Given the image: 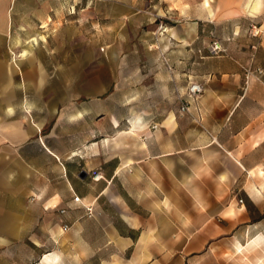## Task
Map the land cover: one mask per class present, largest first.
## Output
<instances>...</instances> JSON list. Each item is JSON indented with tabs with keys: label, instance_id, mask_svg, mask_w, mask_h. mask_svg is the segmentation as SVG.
I'll use <instances>...</instances> for the list:
<instances>
[{
	"label": "rangeland",
	"instance_id": "374dc122",
	"mask_svg": "<svg viewBox=\"0 0 264 264\" xmlns=\"http://www.w3.org/2000/svg\"><path fill=\"white\" fill-rule=\"evenodd\" d=\"M93 3L94 0H81L76 20L61 19L45 28H39L41 22H38L31 34L36 41L28 38L29 32L18 34L25 39L18 40L19 48L52 50L54 87L62 79L71 81L78 77L79 82L70 89V96L83 100L89 107L93 101H100L103 110L110 109L105 102L112 92L117 62L106 46L113 43L115 33L124 38L116 41L119 53H124L125 61L120 64L133 67L131 90L135 101L130 108L125 105L113 108L116 115L128 118L127 132L131 135L104 137L110 127L109 121L103 118L100 137L92 134V129L97 127L93 119L69 130L64 122L52 120L43 130L51 136L55 149L74 148L81 156L77 169L78 172L84 170L86 175L84 179L76 178L78 190L108 194L100 201L99 218L105 223L104 229L94 240L83 264H252L253 248L245 251L243 248L237 253L225 247L223 252L214 255L218 238H214L210 248L211 243L200 241L198 235L212 222L219 221L221 214H234L229 210L236 211L242 204L244 218L229 216L231 222L244 219L231 224L245 230L242 242L247 244V237L251 235L248 226L254 221L261 222L264 230V142L243 153L245 162L256 167L239 171L238 177L230 169L226 152L220 149L195 151L190 147L187 133L181 137V152L166 164L164 184L132 183L146 177L156 180V170L148 176L146 169L140 168L129 177L120 174L121 184H109L103 179L93 181L91 177L93 173L100 175L99 172L105 177L112 174L114 164L110 163H114V156L120 160L125 155L133 160L143 159L147 154L141 146L147 141V132L159 127L157 121L166 110L177 112L178 128L182 131L196 127L206 133V125L218 117L208 111L203 117L199 116L201 122L194 123L189 100L188 108L180 110L186 93L185 82L181 81L180 89L173 86L175 99L164 100L158 95L156 82L160 80L162 68L173 69L168 53L174 55L178 71L201 82L204 90L208 82L215 80L227 82L226 91L246 93L241 112L221 118L226 120V126L230 122L240 126L256 120V97L264 98V0H135L132 14L127 16L129 20L122 26L108 25L109 19L105 20L103 15L107 11L105 6L97 4L93 8ZM255 3L258 7L253 9ZM93 11L101 12L100 18H94ZM41 35H45V40ZM58 66H68L69 70L56 71ZM231 82L236 89H229ZM120 86L125 87L123 82ZM133 113L153 122L137 124L130 119ZM119 123V129L125 127V119ZM228 130L223 126L219 133L228 135ZM255 130L256 127H252L251 133ZM67 136L72 139L69 144L64 142ZM94 138L102 146L100 161L92 156ZM124 144L130 148L127 152L119 149ZM90 197L87 196V200H92ZM49 205L47 202L46 206ZM133 214L139 217L135 229L123 221ZM190 243L193 244L191 249L188 248ZM48 248L44 243L42 249ZM38 261L37 256L23 259L0 255V264H37ZM256 264H264V242L256 244Z\"/></svg>",
	"mask_w": 264,
	"mask_h": 264
},
{
	"label": "crops",
	"instance_id": "0c3cea01",
	"mask_svg": "<svg viewBox=\"0 0 264 264\" xmlns=\"http://www.w3.org/2000/svg\"><path fill=\"white\" fill-rule=\"evenodd\" d=\"M81 0H0V252L3 257H17L33 259L39 257L37 264H43L44 256L50 259L49 264H83L89 249L94 245L104 224L99 218L100 201L105 192L90 193L78 190L75 186L76 178L84 179L86 172H78V161L81 156L75 153L74 148H65L62 151L55 149L51 144V136L44 133L48 122L52 120L64 122L67 130L79 127L84 121L93 119L97 121V127L92 129V134L102 135L100 130L101 120L109 121L108 133L104 135L109 139L121 136V133L129 134L130 123L128 118H122L115 114L114 107L129 106L135 101V93L131 90L133 71L131 66L120 62L123 52L119 53L116 41H122L115 33L112 36L113 43L107 45L109 55L116 60V77L113 80L112 92L105 103L110 109H102V102L93 101L89 107L83 100L72 98L70 89L75 88L79 78L71 81L62 79L54 87L51 74L53 72L51 49L47 48H19L18 34L29 32V39L36 41L31 35L35 31L38 22L39 28L53 25L61 19L76 20L79 10L78 3ZM105 6L103 13L108 25L122 26L127 23V16L132 14L135 0H94L95 5ZM258 6L256 3L253 9ZM101 12L93 16L100 18ZM100 24V23H99ZM116 26V28H117ZM45 40V35H41ZM122 37V36H121ZM22 40L24 38H21ZM25 40V39H24ZM101 50L103 48L101 47ZM167 56L173 69L167 71L162 68L160 80H157L158 95L165 99H175L173 86L180 87L185 82V88L189 82L198 81L191 78L190 74L178 71L174 55ZM56 71H67L68 66H58ZM75 72H78L76 68ZM232 72H236L233 71ZM83 78V74H82ZM81 78V79H82ZM80 79V80H81ZM123 82L125 87L120 86ZM229 89H236L234 82ZM130 85V86H129ZM227 82L211 80L204 92L196 99H190V111L194 117V123L201 122L199 116L208 111L214 112L218 117L206 125V133L195 128L180 130L179 116L174 110H166L158 119L159 127L153 132H147V141L143 142L141 149L146 156L141 160H133L125 155L120 160L114 156V171L109 176H103L100 172L93 173V181L103 179L109 184H121L120 174L129 177L138 173V168L146 169V174H154L156 180L146 177L145 180H136L132 183H165V168L170 159H174L182 150L181 137L187 133L191 149L214 151L220 149L229 156L227 160L230 169L238 177L239 171L255 168L245 162L243 153L246 149H256L264 142V98L256 97L258 111L256 120L245 122L240 126H234L230 122L226 126L222 120L225 115L231 116L241 112V106L246 99V93L226 91ZM55 89V91H54ZM149 88H147L148 90ZM58 90V91H57ZM150 93V91H147ZM227 93V95H225ZM149 95V94H148ZM198 101V103H196ZM106 108V107H105ZM123 128L119 129V121L124 120ZM130 119L137 124L145 122L150 125L153 119H144L137 113H133ZM142 120V121H141ZM229 129V134L219 133V129ZM256 130L251 133L252 127ZM218 128V129H217ZM132 131V130H129ZM229 139L227 140V138ZM204 140V141H203ZM67 144L72 139L67 136L64 141ZM205 144H202L204 143ZM111 145V144H109ZM94 160H101L102 146L93 139L91 148ZM119 149L127 152L130 149L127 144ZM79 151V149H76ZM88 151V150H87ZM85 150L82 149L81 153ZM110 159H113L110 158ZM155 164V166H154ZM83 176H81L82 173ZM97 176L96 178H93ZM36 195L37 199L31 200L30 196ZM77 195L85 206H92V212L72 198ZM91 196L92 200H87ZM121 198V196H119ZM50 202L49 206L46 203ZM64 208L65 212L59 210ZM244 205L238 210H229L234 214H221V219L207 227L198 237L200 241L214 244V238H218L215 244L218 248L214 255L223 252L225 247L236 252L244 248H253L252 258L256 264V244L264 242V230L261 222L248 226L251 235L247 237V244L242 242L245 230H240L237 225L242 220L229 221V216H245L242 213ZM227 210H222V212ZM139 217L135 214L126 216L123 221L131 229H135ZM63 225H68L66 231ZM109 231V229H108ZM113 232H117L115 228ZM92 233L91 236L89 233ZM111 232V230L109 231ZM93 233H96L94 235ZM49 245L45 251L43 245ZM228 246H226L225 245ZM251 244V245H250ZM60 246V248H58ZM190 243L188 248H192ZM253 246V247H252ZM58 248V249H57ZM242 251V252H243ZM240 252V253H242ZM239 253V252H237Z\"/></svg>",
	"mask_w": 264,
	"mask_h": 264
},
{
	"label": "built area",
	"instance_id": "2783aa9c",
	"mask_svg": "<svg viewBox=\"0 0 264 264\" xmlns=\"http://www.w3.org/2000/svg\"><path fill=\"white\" fill-rule=\"evenodd\" d=\"M203 92H204V87H203V84L201 82H199V81L189 82L188 85H187L185 98L183 99V104L181 105L180 110L185 111L188 108L187 107L188 100L196 99ZM152 127L155 128L156 125L154 124ZM96 177L97 176H94L93 178H96ZM30 199L31 200L37 199V196L36 195H32V196H30ZM72 201L74 203L81 204L87 210V212H89V213L92 212V206L83 205L82 202H81V198L79 196L74 195L73 198H72ZM59 212L60 213H64L65 209L62 208V209L59 210ZM67 229H68V225H63L62 230L66 231Z\"/></svg>",
	"mask_w": 264,
	"mask_h": 264
},
{
	"label": "bare ground",
	"instance_id": "6f19581e",
	"mask_svg": "<svg viewBox=\"0 0 264 264\" xmlns=\"http://www.w3.org/2000/svg\"><path fill=\"white\" fill-rule=\"evenodd\" d=\"M47 256V255H46ZM44 256L42 263L43 264H49L50 263V259L48 257Z\"/></svg>",
	"mask_w": 264,
	"mask_h": 264
},
{
	"label": "water",
	"instance_id": "95a60500",
	"mask_svg": "<svg viewBox=\"0 0 264 264\" xmlns=\"http://www.w3.org/2000/svg\"><path fill=\"white\" fill-rule=\"evenodd\" d=\"M81 173H82V172H81ZM83 175H84V173L81 174V176H83Z\"/></svg>",
	"mask_w": 264,
	"mask_h": 264
}]
</instances>
